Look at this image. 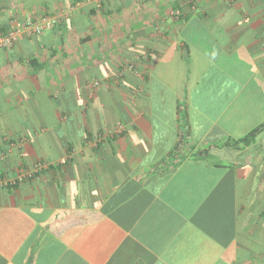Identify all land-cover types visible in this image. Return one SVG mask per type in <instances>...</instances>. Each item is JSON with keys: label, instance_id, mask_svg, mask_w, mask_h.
Listing matches in <instances>:
<instances>
[{"label": "crops", "instance_id": "1", "mask_svg": "<svg viewBox=\"0 0 264 264\" xmlns=\"http://www.w3.org/2000/svg\"><path fill=\"white\" fill-rule=\"evenodd\" d=\"M56 12L0 51V173L33 170L0 264H264V129L230 143L264 123V0H0Z\"/></svg>", "mask_w": 264, "mask_h": 264}, {"label": "built area", "instance_id": "2", "mask_svg": "<svg viewBox=\"0 0 264 264\" xmlns=\"http://www.w3.org/2000/svg\"><path fill=\"white\" fill-rule=\"evenodd\" d=\"M63 16L64 14L62 13L49 16H26L23 22L14 26L9 33L0 34V51L4 48L12 47L18 39H22L24 36L40 35L47 30L55 28L61 23ZM98 84L99 80H93L90 85L95 88L99 86ZM38 166H42V164ZM32 174L33 170L22 168L20 172L12 176L0 175V188H13L17 182L31 177Z\"/></svg>", "mask_w": 264, "mask_h": 264}, {"label": "trees", "instance_id": "3", "mask_svg": "<svg viewBox=\"0 0 264 264\" xmlns=\"http://www.w3.org/2000/svg\"><path fill=\"white\" fill-rule=\"evenodd\" d=\"M56 13H59V12H56ZM56 13H54V14H56ZM54 14L36 15V16H49V15H54ZM24 18L25 17L17 20V22L15 21V23H13V24L10 23V22H8V21H6V22H0V34H7V33H9L14 28V26H17V25L21 24L23 22ZM65 18L66 17L64 15L62 17L61 23L64 21ZM61 23L59 25H61ZM4 49H8V48H4ZM126 66H128V65H126ZM126 66H124L123 68L118 69L117 72L116 73H113V74H110V73H106L105 72L101 78H99V79L98 78H95L94 80H99V84L98 85H100L102 83V81H105V80L108 81L110 78H112V79H114V77L116 79L122 78L124 76V74H125L124 72H125V67ZM262 129H264V123L261 124V125H259V126H257L256 128H254L250 132H248L245 136H243V137H241L239 139H236V140H230V143H234V144H237V145H249L250 143H252L256 139L258 133ZM0 175H6V174L0 173ZM7 176H10V175H7ZM19 182H17V183H19ZM0 189H2V188H0Z\"/></svg>", "mask_w": 264, "mask_h": 264}, {"label": "rangeland", "instance_id": "4", "mask_svg": "<svg viewBox=\"0 0 264 264\" xmlns=\"http://www.w3.org/2000/svg\"><path fill=\"white\" fill-rule=\"evenodd\" d=\"M168 111L170 112V110L168 109Z\"/></svg>", "mask_w": 264, "mask_h": 264}]
</instances>
